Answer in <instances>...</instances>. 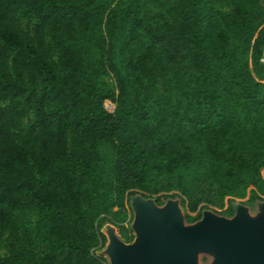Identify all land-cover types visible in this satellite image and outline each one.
<instances>
[{"label":"trees","instance_id":"obj_1","mask_svg":"<svg viewBox=\"0 0 264 264\" xmlns=\"http://www.w3.org/2000/svg\"><path fill=\"white\" fill-rule=\"evenodd\" d=\"M136 192L264 200V0H0V264H107Z\"/></svg>","mask_w":264,"mask_h":264},{"label":"water","instance_id":"obj_2","mask_svg":"<svg viewBox=\"0 0 264 264\" xmlns=\"http://www.w3.org/2000/svg\"><path fill=\"white\" fill-rule=\"evenodd\" d=\"M133 238L123 240L110 221L100 228L105 236L98 255L108 264H264V200L250 206L233 199L232 215L204 208L192 222L185 218L181 198L158 204L153 196H129Z\"/></svg>","mask_w":264,"mask_h":264},{"label":"rangeland","instance_id":"obj_3","mask_svg":"<svg viewBox=\"0 0 264 264\" xmlns=\"http://www.w3.org/2000/svg\"><path fill=\"white\" fill-rule=\"evenodd\" d=\"M104 105H105V107L109 110V111H111L112 109H113V107H114V105L112 104V103H110L109 101H105L104 102ZM247 199V196L245 197V198H242V199H239L238 198V200H240L241 202H243L244 203V201ZM233 201V200H232ZM227 204H229V205H231L232 206V203L231 202H227L226 204H225V207H226V205ZM246 204V203H245ZM254 202L252 203V204H246V205H248V206H250V208H251V211H253L254 210ZM224 207V208H225ZM223 208V209H224ZM210 209H213V208H210ZM215 212H216V210L215 209H213ZM184 211L186 212V213H189L188 211H187V209H185L184 208ZM218 213V212H217ZM189 214H191V215H194L195 214V212L194 213H189ZM208 263V258L205 256V255H202L201 256V259H200V261H199V264H207Z\"/></svg>","mask_w":264,"mask_h":264},{"label":"built area","instance_id":"obj_4","mask_svg":"<svg viewBox=\"0 0 264 264\" xmlns=\"http://www.w3.org/2000/svg\"><path fill=\"white\" fill-rule=\"evenodd\" d=\"M110 102V101H109ZM111 103V102H110ZM112 111V110H111ZM108 264V263H107Z\"/></svg>","mask_w":264,"mask_h":264}]
</instances>
